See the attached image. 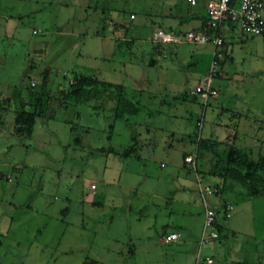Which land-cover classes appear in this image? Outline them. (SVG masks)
<instances>
[{"label":"rangeland","instance_id":"rangeland-1","mask_svg":"<svg viewBox=\"0 0 264 264\" xmlns=\"http://www.w3.org/2000/svg\"><path fill=\"white\" fill-rule=\"evenodd\" d=\"M155 8L144 0H0V264H205L204 256L245 264L249 249H264V195L233 192L217 238L198 249L194 175L212 161L196 148L199 137L264 154V37L233 24L215 47L211 75V43L149 50ZM108 18L123 25L121 35L98 29ZM74 74L120 84L134 111L115 117L116 97L101 90L61 96ZM207 77L218 92L203 101L192 90ZM28 86L40 113L30 135L18 137L13 115L32 100ZM185 153H195L194 168ZM167 227L179 232L176 242H160Z\"/></svg>","mask_w":264,"mask_h":264},{"label":"trees","instance_id":"trees-1","mask_svg":"<svg viewBox=\"0 0 264 264\" xmlns=\"http://www.w3.org/2000/svg\"><path fill=\"white\" fill-rule=\"evenodd\" d=\"M234 2L235 0H230V4ZM223 20L230 22L227 17ZM230 23L234 24L233 22ZM216 29L217 27L213 31L215 32ZM158 46V43L154 44V51L158 50ZM153 61L154 58L150 57L148 63H153ZM26 90L32 100L24 104L21 102L20 107L14 111L13 115L12 133L18 137H28L30 135L34 118L40 113L38 94L33 93L29 86L26 87ZM100 90L107 92V97L109 98L116 97L113 107L115 117H120L125 112L134 111L135 107L132 102L123 97L120 84L99 80L92 76L74 74L69 82L67 91H62L61 96L72 95L76 100H84L87 96L95 95ZM196 148L203 149L211 155L212 161L206 168L205 173L217 178V181L213 184L216 188V194L233 192L242 198L264 195V154H257L256 157H251L249 151L236 147L231 143L201 137L196 140ZM130 149L125 148L121 154H129ZM221 201H219L218 207L213 208L217 230L219 229L217 213L220 212L221 218H224L221 212Z\"/></svg>","mask_w":264,"mask_h":264},{"label":"built area","instance_id":"built-area-1","mask_svg":"<svg viewBox=\"0 0 264 264\" xmlns=\"http://www.w3.org/2000/svg\"><path fill=\"white\" fill-rule=\"evenodd\" d=\"M190 4L194 3V0H187ZM206 21L203 26L198 30H187L182 33V36H178L173 31H167L162 29H155L151 34V41L155 43H168L186 41L191 43H211L214 47L221 44V38L213 31L222 20L227 17L230 22L236 24L240 31L246 35H256L264 32V0H235L233 4H230V0H209L205 5ZM132 15L129 14V17ZM219 52L216 50L212 53L210 63V74L215 72L217 66L216 57ZM194 93H199L203 98V101L208 96H215L216 90L209 86V78L207 77L203 82H199L194 86L192 90ZM195 153L186 154L183 160L194 166ZM197 191L201 199L203 218L201 229L198 237V249L206 242L217 238L218 233L214 222V209L206 203L205 196L209 194H216V188L213 185L201 184L199 179L196 178ZM92 187V184H90ZM221 212L224 217L229 214L231 204L228 200H222ZM178 234L176 232H167L160 235L159 240L161 243H166L171 240H175ZM204 261L210 263L212 258L204 256Z\"/></svg>","mask_w":264,"mask_h":264},{"label":"crops","instance_id":"crops-1","mask_svg":"<svg viewBox=\"0 0 264 264\" xmlns=\"http://www.w3.org/2000/svg\"><path fill=\"white\" fill-rule=\"evenodd\" d=\"M208 1L209 0H194V3L190 4L187 0H144V4H146V5L153 4L154 6H156L155 18L149 19V25L150 26L148 25L149 26L148 30H149L150 36H151L153 30H155V29H162V30H167V31L169 30V31H173L175 34H182L184 31H187V30H198V29H200L203 26L204 22L206 21L205 5ZM160 6H162V7H160ZM158 8H160V9H158ZM129 14H132V17H129ZM129 14H128V18H130V19L134 18V13L132 11H130ZM106 20L107 21L101 20L100 23L98 22V25H97L98 29H100L102 31L103 30H109L112 32V34L121 35L123 25H121L119 22H116V21H110L109 18ZM232 27H233L232 23L228 22L227 20H223L217 26L215 34H217L223 42V36L226 34L232 33ZM150 36H148V38H146L145 40L146 41L148 40L151 44L149 46V50L154 51L155 42H152L150 40L151 39ZM250 36L264 37V32L261 34L250 35ZM160 44H163V43H158L159 46H160ZM159 46H158V50L161 48ZM214 50H215V47H213V51ZM211 58H212V56H211ZM212 88L215 89V87H212ZM188 89H185V90H188ZM215 90H216V92H218L217 89H215ZM215 96H217V94ZM215 96H211V97H215ZM253 125H254V122H252V127H253ZM226 143H229V141L226 140ZM186 154H189V153H185V155ZM204 158L208 163V158H206V157H204ZM194 161H195V158H194ZM194 164H195V162H194ZM194 175H195V179L196 178H198V179L203 178L202 179L204 182L203 184L213 185L217 181L216 177L209 175V174H206V173L204 175H199V174L195 173ZM200 176H202V178H199ZM184 181L185 180H183V179H178L176 182V188L183 189V185H184L183 182ZM228 194L229 193H227V192H222L220 194L219 193L218 194H209V195H206L205 198L209 200V202L206 200L207 204L210 203L211 207L216 208V207H218L219 201H221V199H224V198L227 199L231 204V201H230ZM231 206H232V204H231ZM201 211H202V216H203L202 204H201ZM218 215H220V212L217 213V216ZM220 217H221V215H220ZM200 229H201V227H200ZM171 231L176 232L178 234V236L175 240H171L168 242H176L179 239V235H180L176 229H170V227H167L166 229L162 230L160 235L163 233L171 232ZM160 235L158 236V238L160 237ZM168 242H166V243H168ZM219 243L220 242L217 241L216 244L214 245V247H218L220 245ZM252 246H253V243H251L250 247H252ZM218 250H219V247H218ZM246 254H249L250 257L244 261L245 264H264V249H262L259 252V251H255L254 248H252V249H249L248 252H246ZM197 255H198V253H196V256ZM203 262L205 264H214V259L212 258V261L210 263H206L205 261H203ZM216 264H218V263H216Z\"/></svg>","mask_w":264,"mask_h":264},{"label":"water","instance_id":"water-1","mask_svg":"<svg viewBox=\"0 0 264 264\" xmlns=\"http://www.w3.org/2000/svg\"><path fill=\"white\" fill-rule=\"evenodd\" d=\"M185 82H186V80H184V83H185ZM185 89H188L187 86L185 87ZM0 174H1V172H0Z\"/></svg>","mask_w":264,"mask_h":264}]
</instances>
